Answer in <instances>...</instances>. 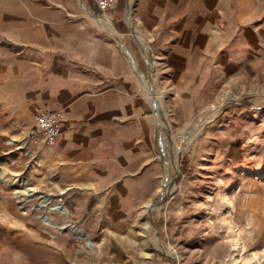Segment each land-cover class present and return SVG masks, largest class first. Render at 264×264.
<instances>
[{
  "label": "rangeland",
  "instance_id": "obj_1",
  "mask_svg": "<svg viewBox=\"0 0 264 264\" xmlns=\"http://www.w3.org/2000/svg\"><path fill=\"white\" fill-rule=\"evenodd\" d=\"M3 1L0 52L17 47ZM111 1L106 15L95 0H37L34 11L115 44L150 142L121 154L137 168L116 184L40 180L23 148L34 121L7 129L0 105V264H264V0ZM159 123L176 159L168 194Z\"/></svg>",
  "mask_w": 264,
  "mask_h": 264
},
{
  "label": "crops",
  "instance_id": "obj_2",
  "mask_svg": "<svg viewBox=\"0 0 264 264\" xmlns=\"http://www.w3.org/2000/svg\"><path fill=\"white\" fill-rule=\"evenodd\" d=\"M32 1L1 5L9 14L4 39L17 46L0 52V105L9 116L7 129L22 120L31 126L40 108L61 110L65 118L57 143L31 145L35 178L111 185L123 175L131 177L136 162L125 166L119 158L142 141L148 144L152 129L139 130L137 96L115 44L77 19L35 15L37 0ZM38 22L49 26L42 30Z\"/></svg>",
  "mask_w": 264,
  "mask_h": 264
},
{
  "label": "built area",
  "instance_id": "obj_3",
  "mask_svg": "<svg viewBox=\"0 0 264 264\" xmlns=\"http://www.w3.org/2000/svg\"><path fill=\"white\" fill-rule=\"evenodd\" d=\"M98 10L106 15L112 10L111 0H95ZM63 111L38 110L33 116L34 126L28 131L24 146L29 145L50 147L57 143L64 121Z\"/></svg>",
  "mask_w": 264,
  "mask_h": 264
},
{
  "label": "bare ground",
  "instance_id": "obj_4",
  "mask_svg": "<svg viewBox=\"0 0 264 264\" xmlns=\"http://www.w3.org/2000/svg\"><path fill=\"white\" fill-rule=\"evenodd\" d=\"M82 7H84V9H86V6L82 3L81 5ZM89 11V10H88ZM129 12V11H128ZM127 20L129 22V25L132 27V21L130 19V14L128 13L127 15ZM107 26V25H106ZM105 26V27H106ZM140 41V40H139ZM142 44V43H141ZM145 51H146V48L144 47ZM148 58V57H147ZM138 77L140 78L141 82L146 85L152 92V95H153V98H154V105L156 107V110L159 112L160 111V106L158 105L157 101H156V97H155V92L153 90V87L151 86V83H150V80L147 81V80H144L143 76L142 75H138ZM160 113V112H159ZM160 123H161V120H159ZM159 123V146L161 148V155L163 156V159H164V163H165V178H166V188H165V193L168 194L173 186H174V178L172 177L171 175V169H170V161H176L175 157L173 156L171 150H169V147L168 146V139L166 138V131L161 128V124ZM197 134H195L196 136ZM27 155H30V154H27ZM28 194L33 196L35 194H37L38 190L33 188V187H30L28 186V190H27ZM50 203V199L46 196H43L42 197V204L41 206L43 207H46L48 204ZM79 237L82 238V239H85L86 235L85 234H79Z\"/></svg>",
  "mask_w": 264,
  "mask_h": 264
},
{
  "label": "water",
  "instance_id": "obj_5",
  "mask_svg": "<svg viewBox=\"0 0 264 264\" xmlns=\"http://www.w3.org/2000/svg\"><path fill=\"white\" fill-rule=\"evenodd\" d=\"M58 206H56V208H57ZM88 243H90V242H88Z\"/></svg>",
  "mask_w": 264,
  "mask_h": 264
}]
</instances>
